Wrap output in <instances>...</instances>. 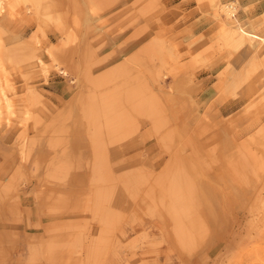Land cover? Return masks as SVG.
Returning a JSON list of instances; mask_svg holds the SVG:
<instances>
[{
	"label": "rangeland",
	"instance_id": "1",
	"mask_svg": "<svg viewBox=\"0 0 264 264\" xmlns=\"http://www.w3.org/2000/svg\"><path fill=\"white\" fill-rule=\"evenodd\" d=\"M118 2L0 0V264H264V0ZM199 83L210 118L163 117Z\"/></svg>",
	"mask_w": 264,
	"mask_h": 264
},
{
	"label": "bare ground",
	"instance_id": "2",
	"mask_svg": "<svg viewBox=\"0 0 264 264\" xmlns=\"http://www.w3.org/2000/svg\"><path fill=\"white\" fill-rule=\"evenodd\" d=\"M33 1H35V0H33ZM118 1L119 0H93V2L95 3V4L93 3L94 7H96V8L92 9L90 14L88 15V18L85 19V26L89 29V26H90L92 18L99 19L100 16H102V15H103L104 18H106L109 15L108 17L111 18L112 17V13L114 12L113 8L117 6V4L119 3ZM220 6L221 7H218V10L220 12L224 13L227 18H232L233 17V14H232L233 11L231 10L232 9L231 3L220 4ZM98 13H101V15H99ZM233 25H234V27L232 26V28H231L232 30H231V35L230 36L239 37V35H243V36H247V37H250V38H253V39H261V37H257L256 35L250 34L247 31H245L243 26L240 23H238L236 19L233 21ZM262 40H260V41H262ZM261 52H264V49H261ZM42 71H45V70L42 69ZM174 88L175 89H173V92H171L170 89L164 90V89L161 88L160 92L162 94V104H161V102H159V103L162 105L163 117L164 118L172 119V116H173V118H175L174 116L177 115L180 118L185 119L186 117L187 118L192 117V116L201 117V116H207L208 113H210V112L213 113V111L211 110L212 108H210L208 110L203 109L202 106H201L200 100L197 99L198 96H199L198 94H200L201 91L204 89V87L201 84L197 88V90H196L197 92H195L196 88H194V89H192L190 91V94H188V92H186V91H184L182 94L180 92H178L179 89L177 88V85H174ZM202 95L203 96H208V95H206L204 93ZM1 97L4 100L3 102H5V104L7 105V108L10 109L9 99L5 96V94L3 92L1 94ZM242 101L243 100H241V99L229 100L227 102L228 104H226L223 108H221V107L216 108V111L214 113L215 114H218V113L227 114V113L231 112L234 108L238 107L239 104L242 103ZM159 111H161V109ZM186 123H184L185 126L183 128H185L187 126ZM251 128H252V126L246 125L244 130H249ZM96 159L99 160V158H96ZM98 160H97V162H98Z\"/></svg>",
	"mask_w": 264,
	"mask_h": 264
},
{
	"label": "crops",
	"instance_id": "3",
	"mask_svg": "<svg viewBox=\"0 0 264 264\" xmlns=\"http://www.w3.org/2000/svg\"><path fill=\"white\" fill-rule=\"evenodd\" d=\"M200 84L201 83H199V85ZM57 88H58V85H55V87H53L50 92H56V93H58V89ZM197 88L198 87H196V89ZM204 91H205V93H204ZM209 91H210V89L204 88L201 91V93L198 94L199 96H198L197 99L200 100L201 104L206 105L205 98L207 96H203L202 94L203 93L206 94ZM228 101H226L225 103H224V101H221L219 107L223 108L226 104H228L227 103ZM203 105H202V107H203V109H205L204 108L205 106H203ZM217 108H218V106H217ZM210 113H212V112H210ZM210 113H208V115H207L209 118L211 116ZM218 114H219V116L225 115V114H220V113H218ZM218 114H215V115H218ZM250 126H252V128H253L254 125L251 124ZM199 128L202 129L205 132L208 131V130H211V129H218L220 131V133L222 132L223 133L222 135L225 136L226 133L224 131L226 129H228L229 127L227 128V125L225 124V122H223V124L218 125V124H211V122H209V121L208 122H201L200 121V127ZM126 145H127L126 146V149L125 150H122L121 152H117V151L116 152H111V154H110V157H111L110 160L112 162H118V161L123 160L124 158H129V159L135 158L139 153H143L144 149H149L150 147H152L150 145V142L149 141L144 142V143H139V144H134V143L129 144V143H127ZM113 148H114V150H116V148H119V147H113ZM159 160L160 161H158L157 163H155V162L153 163L152 160H150L149 161L150 163L146 162V164H145V162H142V160H139L138 158H135L134 161H131L130 164H127V165L121 167L119 170H117L116 171V174L118 175V174H122V173L133 172L136 169H139V168H142V167L147 168V170H150L153 173L161 172L165 159H159ZM122 204H123L122 201H120V205L119 204H116L115 205L116 206L115 207L116 208V211H118L119 209H121V210L124 209V207L122 206ZM40 206L41 205H37L36 202L35 203L33 202V204H31L30 211L32 213H34L33 215L37 216V218L38 217H42V219L41 218L40 219H41V221H44V217L42 215H39V212H38V208ZM126 210H128V209H126Z\"/></svg>",
	"mask_w": 264,
	"mask_h": 264
}]
</instances>
